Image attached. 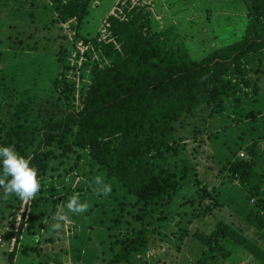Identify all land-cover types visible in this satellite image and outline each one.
Masks as SVG:
<instances>
[{"label": "trees", "instance_id": "16d2710c", "mask_svg": "<svg viewBox=\"0 0 264 264\" xmlns=\"http://www.w3.org/2000/svg\"><path fill=\"white\" fill-rule=\"evenodd\" d=\"M93 1L48 0L51 20L40 28L32 20V12L29 22H19L11 15V0H0V46L10 42L6 49H0V63L8 55L16 62L29 51L46 52L48 47L43 40L49 41V36L40 37L34 33L36 30L58 28L64 43L44 57L46 64L42 69L48 78L41 79V70L30 72L26 66H14V62L7 66V74L0 75V82L8 81L12 90L8 98L0 99V147L11 145L25 158L30 156V167L38 170L41 181L39 193L31 200L28 218L22 221L19 230L30 234L36 233L35 229H45L46 220L59 210L55 201L46 203L48 196H56L52 191L57 190L53 183L49 190L48 181L56 179L65 187L67 176H77L80 181L76 187H65L64 203L79 193L80 200L90 205L88 215L95 209L104 213L107 207L104 202L110 199L108 208L114 213L113 227L118 230L113 242L117 250L111 262L128 263L144 255L157 235L167 238L162 228L173 222L175 214L171 209L175 201L181 203L176 196L187 186L196 185L197 206L190 207L191 219L179 216L175 223L177 230L172 236L179 243L177 247L190 235L203 247L195 264H208L216 257L226 262L235 248L242 249L252 264H264V245L251 242L222 221H217L209 231L187 230V223L197 217H208L218 203L214 201L213 188L197 178L188 179V173H196L189 171L186 162L178 160L179 144L186 140L182 133L201 108L213 115L226 112L231 124L253 122L259 117L264 130V105L263 111H257L253 105L260 82L258 77H252L264 73V0H239L247 19L244 34L238 40L213 45L206 51L202 40L181 35L182 26L178 30V23L162 28L136 6L125 9L124 20L109 19L110 36L118 48L113 42H98L96 34L91 36L88 28L94 20ZM193 22L191 19L187 24ZM5 28L13 29V35L9 33L2 39ZM78 41L92 48L85 52V61L76 67L71 57ZM53 61L57 66L55 76ZM67 75H77V89L75 80ZM11 79L16 83H11ZM39 79L49 80L52 85L55 100L52 109L36 106L34 94L24 93L25 86L19 89L25 82ZM195 126L189 130L193 133L191 137L200 133ZM260 140H264V135L246 145V158L229 160L226 168L228 175L247 192V206L238 209L237 215L257 233L264 232V149L260 151ZM97 175L111 184L110 195L93 193L92 181ZM186 202L195 204L193 199ZM21 203L15 195L4 199L0 189V224L12 218L13 227ZM157 211L159 214L155 216ZM63 212H68L67 208ZM154 222L160 227H153ZM19 234L3 232L2 237L8 242ZM23 241L24 237L19 248L8 253L9 261L17 251L26 252ZM148 258L149 264H157L153 256Z\"/></svg>", "mask_w": 264, "mask_h": 264}, {"label": "rangeland", "instance_id": "374dc122", "mask_svg": "<svg viewBox=\"0 0 264 264\" xmlns=\"http://www.w3.org/2000/svg\"><path fill=\"white\" fill-rule=\"evenodd\" d=\"M116 1H93L91 14L94 16V20L88 25L91 36L98 35L102 20L114 7ZM23 3H26V6H21ZM127 3L129 5L130 0ZM10 7L11 15L19 22H29L30 12L34 14L32 20L40 28L41 25L48 24L51 20L48 8L50 7V3H48V0H11ZM136 7L147 12L150 18L162 28L178 23V30L181 29L180 25L182 26L181 35L186 38L194 36L196 41L202 40L205 51L213 45L223 46L240 39L244 34L247 24L245 8L239 0H140ZM206 10L208 11L206 12ZM20 13H22L21 18H19ZM0 17H2L1 12ZM11 19L14 20L13 18ZM191 19H194L195 22L188 25L187 21ZM25 27L28 28V26ZM30 27L32 28L31 25ZM28 31L30 32L31 29L28 28ZM9 33L13 35V29L5 28L1 38H5L4 36H7ZM34 33L43 38L49 36V41L48 38L47 40H43L45 46L48 47L46 52L34 53L33 51H29L19 56L22 59L16 62L10 60V55H8L0 63V75L2 73L7 74V66L14 62V66H26L30 72L41 70V79L48 78L47 72L45 69H42L46 64L43 61L49 52H55L60 46H63L64 43L60 37V30L58 28L52 31H44L42 29L36 30ZM111 42L118 48L114 39ZM9 43V41H6L4 46H0V49L2 47L6 49ZM66 44L68 45V42ZM53 69V76H55L57 71L55 61H53ZM11 72H13L12 68ZM67 76L74 79L75 82L77 81V75ZM252 77H258L260 82V91H258L256 96L257 101L253 105L257 111H263L264 73L261 72ZM7 82H0V99L8 98V95L12 92L11 84H7ZM10 82L16 83L12 79ZM84 83H88V80H85ZM6 84L7 87H5ZM22 86H25L24 93L31 96L34 94L37 98L34 101L36 106L41 104L47 106L48 109H52L55 106L54 91L49 80L44 81L39 79L34 82H25L23 85H20L19 89ZM209 113L211 112L201 108L194 114V122L196 123L192 122L186 132L182 133V135H186V140L179 144L178 160L182 161V163L186 162L185 164L189 171L192 170L193 173H196L195 175L188 173V179L197 178L202 183L205 182L208 187L213 188L214 201L218 204L208 217L201 219L197 217L191 220L190 224L187 223V230L192 232L194 229L199 228L203 231H209L217 221H222L243 234L251 242L262 247L264 245V232L257 233L237 215L238 209H243L247 206V192L237 180L230 177V173L228 175L226 169L229 160L246 158V145L264 135L261 118L258 117L253 122L241 121L239 124H231L230 117L227 116L226 112L223 115ZM34 117L35 113L32 111L31 119H34ZM183 125L187 126V123L184 122ZM193 125H196L195 128L201 134H197L198 132L194 131L196 136L191 137L193 133L189 132V130H194ZM260 141L259 147L261 151L264 147L261 146ZM239 152H243L244 157H240L238 155ZM234 153L235 155H233ZM79 181L80 179L77 176L69 175L65 178L64 186L74 188ZM48 183L50 184L47 185V188L53 183L57 190L54 189L52 191V194L56 195L55 197L51 196L53 199L48 196L47 205L55 201L59 209L57 213L61 209L64 211V208H67V204L64 203L67 198L65 195L66 188L61 186L56 179L48 181ZM49 190L51 189L49 188ZM195 190L196 185H189L182 191V196H176V198L180 199L181 203L175 201L171 209L172 213L175 214L173 222L162 228L167 238L157 235L153 239L150 249L144 255H139L132 259L131 262H111L112 255L117 250V246L113 247V242L116 239L118 230L113 227L112 218L114 217V213L108 208V201L110 199H106L104 203L107 207L103 210L104 213L101 212V209H95L88 215L86 213L73 215L70 212H65L70 222L59 221L61 223L59 231L52 230L51 228L53 224L58 222L55 219L57 213L50 214L51 216L45 222V233L42 234L39 229H35L36 233H24L27 250L23 254L17 251L19 253L14 261H9L8 259V247L2 248L0 250V264H65V256L68 257L70 264H149L148 260L150 261V259L148 256H153L157 264H195L203 251V247L189 235L183 243H180L182 246L178 248L177 245L179 243L176 237L172 236V233L177 230L175 223L179 221L180 217L184 219L185 216L187 220L191 219L190 207L196 208L197 206ZM192 199L195 201V204H187L186 201ZM47 208L50 209L51 207L48 206ZM185 212L187 214L184 215ZM158 214V211L155 212V216H158ZM3 222L1 225L4 227L5 224ZM182 222L185 224L184 221ZM152 226L158 228L160 224L154 222ZM162 229H158V231H162ZM48 234L51 235L50 239L47 238ZM232 251V257L228 261L224 262L222 258L216 257L209 260L208 264H252L242 249L235 248Z\"/></svg>", "mask_w": 264, "mask_h": 264}, {"label": "clouds", "instance_id": "9594fccd", "mask_svg": "<svg viewBox=\"0 0 264 264\" xmlns=\"http://www.w3.org/2000/svg\"><path fill=\"white\" fill-rule=\"evenodd\" d=\"M31 159L30 156L25 158L20 155L14 146L0 147V164H2L0 189L3 190L4 199H8L11 195L19 197L24 202L36 198L41 189V181L38 178V170L35 167H30ZM92 185V191L97 196H108L111 194V184L105 183L100 175L94 177ZM79 197L80 194L75 193L67 202V211L73 215H82L89 210V203L87 201L81 202ZM55 219L58 222L53 224L51 228L59 231L61 229L59 221H68L67 213H64L61 209Z\"/></svg>", "mask_w": 264, "mask_h": 264}, {"label": "built area", "instance_id": "2783aa9c", "mask_svg": "<svg viewBox=\"0 0 264 264\" xmlns=\"http://www.w3.org/2000/svg\"><path fill=\"white\" fill-rule=\"evenodd\" d=\"M127 1L128 0H117L114 7L111 9V11H109L108 14L104 17V19L102 20L100 24L99 30H98V35H97L98 42L113 41V38H111L110 31H109V28H110L109 19L115 18L118 20H124L125 19V14H124L125 9L127 10L133 9L135 6L138 5V2L140 0H130L129 5L126 6L128 4ZM65 28H68V25H66ZM91 48L92 47L90 44H85L83 41L76 42L74 46V50L72 52V57H71L72 64H75L76 67L77 65L80 66L85 61V55H84L85 52ZM94 58L97 59V56L94 55ZM76 89H77V81H76ZM76 98H77V94H76ZM261 144L262 146H264V140L261 141ZM238 155L240 157H244L243 152H239ZM30 206H31V201H28V202L22 201L19 212L17 213L16 217L13 218V227L10 226V222L12 218H9V220H4L3 222L5 224L4 227L3 225L0 224V245H3L4 243L7 242L2 237L3 232H11V231H14V233L20 232L18 238L16 236H13L8 241V244L10 246V252L13 251L15 248L18 249L19 245L21 244V240L23 239V234L25 231L24 229L19 230V228H20L22 221L27 220L28 213L30 211ZM24 225L26 226V223ZM65 264H70V263L67 262Z\"/></svg>", "mask_w": 264, "mask_h": 264}, {"label": "crops", "instance_id": "0c3cea01", "mask_svg": "<svg viewBox=\"0 0 264 264\" xmlns=\"http://www.w3.org/2000/svg\"><path fill=\"white\" fill-rule=\"evenodd\" d=\"M261 141H263V140H261ZM261 141H260V144H261ZM261 146H262V144H261ZM263 147H264V146H263ZM40 232H41L42 234L45 233L44 229L41 230ZM24 236H25V235L23 234V237H24ZM49 237H51L50 234H48V237H47V238H49ZM25 238H26V237H24V242H25ZM49 239H50V238H49ZM6 246L8 247L7 252L9 253V252H10V246H9L8 242L4 243L3 245H0V250H1L2 248H5ZM18 253H19V252L15 253V256L12 257V259H11L10 261H14ZM8 258H9V257H8ZM67 262H68V257H67ZM9 264H11V263H9Z\"/></svg>", "mask_w": 264, "mask_h": 264}, {"label": "water", "instance_id": "95a60500", "mask_svg": "<svg viewBox=\"0 0 264 264\" xmlns=\"http://www.w3.org/2000/svg\"><path fill=\"white\" fill-rule=\"evenodd\" d=\"M64 262H67V256L64 257Z\"/></svg>", "mask_w": 264, "mask_h": 264}]
</instances>
